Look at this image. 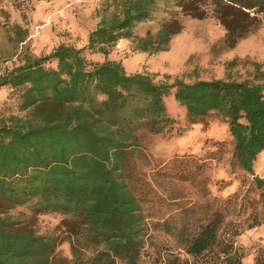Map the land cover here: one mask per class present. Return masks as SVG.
I'll return each mask as SVG.
<instances>
[{
	"label": "trees",
	"instance_id": "1",
	"mask_svg": "<svg viewBox=\"0 0 264 264\" xmlns=\"http://www.w3.org/2000/svg\"><path fill=\"white\" fill-rule=\"evenodd\" d=\"M111 3L116 8L90 33L87 47L107 52L106 45L128 38L135 51L165 52L182 31L183 16L208 13L236 43L260 28L264 14V0ZM160 14L166 19L156 31L134 33ZM87 47L61 44L0 75V264H142L149 226L126 181L125 153L138 145V131L169 134L180 124L167 107L171 93L190 121L212 110L222 115L245 171L254 172L264 151V83H169L128 74L112 60L91 65L83 54ZM255 182L264 197V178ZM34 217L60 220L55 228L38 231ZM65 241L69 256L58 250ZM186 251L194 263L168 255L152 264H206L212 258V264H245L232 234L219 233L213 223L188 241ZM252 264H264V244Z\"/></svg>",
	"mask_w": 264,
	"mask_h": 264
},
{
	"label": "rangeland",
	"instance_id": "2",
	"mask_svg": "<svg viewBox=\"0 0 264 264\" xmlns=\"http://www.w3.org/2000/svg\"><path fill=\"white\" fill-rule=\"evenodd\" d=\"M115 5L111 0H0V75L27 58L49 55L61 44L87 47L90 33ZM260 17V28L236 43L227 38L219 19L208 13L204 18L183 16V29L165 52L135 51L133 40L126 38L106 45L107 52L87 47L83 54L91 65L112 60L123 64L128 74L146 73L169 83L176 79L264 83V14ZM165 19L160 14L141 23L134 33L146 36ZM167 107L180 124L169 134L138 131V145L125 153L126 181L149 226L141 263L152 264L157 256L168 255L194 263L186 251L188 241L213 223L219 233L232 234L243 262L252 264L257 247L264 244V197L255 182V177L264 178V151L249 173L237 161L228 124L218 111L190 121L174 93L168 96ZM29 218L30 214L23 217ZM32 220L35 229L47 231L60 218ZM58 250L69 256V241ZM214 262L212 258L206 264Z\"/></svg>",
	"mask_w": 264,
	"mask_h": 264
}]
</instances>
